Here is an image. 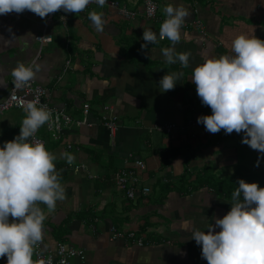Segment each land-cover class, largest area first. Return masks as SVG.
Segmentation results:
<instances>
[{
  "label": "crops",
  "instance_id": "1",
  "mask_svg": "<svg viewBox=\"0 0 264 264\" xmlns=\"http://www.w3.org/2000/svg\"><path fill=\"white\" fill-rule=\"evenodd\" d=\"M155 1L160 19L171 4L188 10L184 23L202 21L203 31L182 25L174 46L175 53H190L188 67L178 60L166 63L161 49L172 44L159 38L160 20L144 17L143 0H118L136 13L131 19L105 5L70 13L62 23L60 10L47 28L51 41L41 47L35 36L45 18L28 10L0 15V101L10 92L13 68L34 62L33 80L44 86L48 102L86 121L65 129L58 140L43 127L37 130L57 157L66 193L54 212L39 205L46 216L41 248L55 259L60 243L84 249L83 261L75 257L67 264H207L191 232L207 231L214 218L230 210L239 179L264 187V153L241 143L243 132L212 134L198 124L197 117L211 109L191 81L193 68L206 57L234 55L237 35L264 40V0ZM91 11L102 13L104 31H96L88 19ZM148 29L158 43L141 49ZM172 72L184 75L173 90L161 92L159 80ZM106 104L118 122L113 137L102 124ZM25 116L17 108L0 115V147L19 134ZM64 152L74 156L71 165L61 158ZM128 159L143 162L145 169L137 173L149 194L130 199L114 185L112 175ZM81 164L84 169L74 168ZM129 231L143 244L127 238ZM6 259L0 257V264Z\"/></svg>",
  "mask_w": 264,
  "mask_h": 264
},
{
  "label": "clouds",
  "instance_id": "2",
  "mask_svg": "<svg viewBox=\"0 0 264 264\" xmlns=\"http://www.w3.org/2000/svg\"><path fill=\"white\" fill-rule=\"evenodd\" d=\"M91 3L103 7L106 0H0V15L28 10L44 19L60 10L82 12ZM163 12L166 18L157 15L155 20L164 19L159 38L172 44L161 49L166 63L178 60L188 67L190 53H175L174 46L181 40L182 25L190 13L183 6L171 4ZM88 19L96 31H104L102 13L91 11ZM142 38L141 49L158 43L156 33L150 29L143 31ZM231 51L234 55L206 57L192 70L197 96L211 109L210 115L198 116L197 123L212 134L221 129L226 134L243 132L241 143L264 153V40L240 34L232 40ZM183 75L165 74L159 80L160 91L173 90ZM11 76L14 88L19 90L34 78L35 72L20 63ZM21 107L26 116L19 134L0 147V257L7 258L6 264H34V248L43 240L46 219L39 205H46L51 213L57 201L66 198L54 164L57 157L41 141L30 140L52 119V114L32 102ZM61 158L69 165L75 159L67 152L61 153ZM232 201L223 217L214 218L215 226L210 224L207 231H193L191 238L201 246V256L207 264H264V187L239 179Z\"/></svg>",
  "mask_w": 264,
  "mask_h": 264
},
{
  "label": "built area",
  "instance_id": "3",
  "mask_svg": "<svg viewBox=\"0 0 264 264\" xmlns=\"http://www.w3.org/2000/svg\"><path fill=\"white\" fill-rule=\"evenodd\" d=\"M105 5L107 7L116 9L119 14L123 15L127 19H131L136 14L133 10L128 9L125 6L119 4L117 0H106ZM104 5V6H105ZM93 6H99L96 3L89 4L86 10L91 9ZM143 14L147 20H155L157 18V3L155 0H143ZM70 13H65L64 11L59 15V20L62 23H65L69 17ZM53 14H49L44 22H43V30L41 34L35 36L36 40L39 42L40 47L41 44L51 41L52 37L47 32V28L53 23ZM165 19V18H164ZM164 19L161 20L160 26ZM185 26H190L198 30L203 31V23L199 19H193L189 23H184ZM34 62L30 63L28 67L33 68ZM69 68V62H66L64 70ZM13 78L10 82V92L5 97V99L0 101V115H2L5 111L12 108L23 109L21 105H24L28 102L36 103L37 107H44L49 110L52 114V119L43 125V129L53 138L54 140H58L60 135L63 133L65 129L70 128L72 125L80 126L81 124H86L84 119H75L70 114L64 112L56 108L54 105H51L46 99V89L40 83H37L33 79L27 82L21 89L17 90L14 88L12 84ZM104 115L102 117L103 125L107 127L109 130V134L111 137L115 135V132L118 128V122L116 117L112 114V107L109 105H103ZM84 111H87L86 109ZM41 128V127H40ZM165 130L169 133L171 131V126L165 128ZM38 132V131H37ZM34 134L33 137L30 138L31 142H35L37 140L41 141L46 147V141L40 135ZM71 145L67 144V148H70ZM132 160V161H131ZM128 165L124 168H120L114 172L112 175V180L114 185L125 192V195L134 199L137 195H147L150 193V187L142 184V178L138 176V171H142L145 169V166L141 160L138 159H128L126 161ZM133 165V168H130L129 165ZM56 167V166H55ZM74 168L84 169V165H77ZM57 171V168H56ZM94 177V176H93ZM12 218L9 217V221L11 222ZM127 238L133 239L137 241L138 245H142V240L140 238H135L134 232L129 231L125 233ZM115 237V234H113ZM56 259L51 254H45L42 251L41 243H39L34 248V253L32 259L34 264H67L72 258H79V260L85 259L84 249H78L73 247H68L65 244H58L56 248Z\"/></svg>",
  "mask_w": 264,
  "mask_h": 264
},
{
  "label": "trees",
  "instance_id": "4",
  "mask_svg": "<svg viewBox=\"0 0 264 264\" xmlns=\"http://www.w3.org/2000/svg\"><path fill=\"white\" fill-rule=\"evenodd\" d=\"M118 1V0H117ZM120 2V1H119ZM201 178H203V180H209V179H213L214 180V178L213 177H211V178H209V177H199L198 179H199V181L201 180ZM212 181V180H211ZM222 184V183H221Z\"/></svg>",
  "mask_w": 264,
  "mask_h": 264
}]
</instances>
